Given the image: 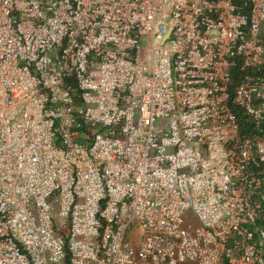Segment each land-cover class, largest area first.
<instances>
[{
	"label": "built area",
	"instance_id": "1",
	"mask_svg": "<svg viewBox=\"0 0 264 264\" xmlns=\"http://www.w3.org/2000/svg\"><path fill=\"white\" fill-rule=\"evenodd\" d=\"M0 264H264V0H0Z\"/></svg>",
	"mask_w": 264,
	"mask_h": 264
},
{
	"label": "trees",
	"instance_id": "2",
	"mask_svg": "<svg viewBox=\"0 0 264 264\" xmlns=\"http://www.w3.org/2000/svg\"><path fill=\"white\" fill-rule=\"evenodd\" d=\"M237 115H238V120L240 121V122H243L244 121V117H242L239 113H237ZM243 125V124H242Z\"/></svg>",
	"mask_w": 264,
	"mask_h": 264
}]
</instances>
